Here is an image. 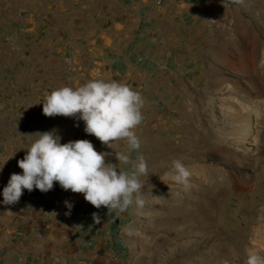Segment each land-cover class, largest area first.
Here are the masks:
<instances>
[{
	"label": "rangeland",
	"instance_id": "1",
	"mask_svg": "<svg viewBox=\"0 0 264 264\" xmlns=\"http://www.w3.org/2000/svg\"><path fill=\"white\" fill-rule=\"evenodd\" d=\"M52 1L36 31L52 42V60L40 71L39 92L24 102L54 119L57 130L74 132L84 122L46 117L45 95L94 77L118 81L96 58L132 24L122 11H97L96 0ZM190 44L193 53L176 70L162 118L146 130L145 204L135 210L119 264L264 259V0L212 1ZM174 159L191 172L187 185L172 179Z\"/></svg>",
	"mask_w": 264,
	"mask_h": 264
},
{
	"label": "crops",
	"instance_id": "2",
	"mask_svg": "<svg viewBox=\"0 0 264 264\" xmlns=\"http://www.w3.org/2000/svg\"><path fill=\"white\" fill-rule=\"evenodd\" d=\"M51 1L0 0V264H119L128 246L127 231L135 221V205L119 214L103 206L97 209L83 194L66 191L58 182L47 193L25 189L19 202L5 205L3 189L11 174H22L18 161L36 139L29 135L36 132L55 130L62 144L88 140L107 154L106 163L116 165L118 172L131 171L132 165L120 163L116 154L126 153L131 160L146 156L147 127L162 118L176 70L193 53L189 48L193 29L214 0H96L97 11H122L132 24L125 35L118 34L121 40L102 48L96 60L145 101L143 119L135 129L139 151L129 150L124 140L109 148L85 127L57 130L55 120L39 114L34 103L25 105V96L39 92L40 71L52 60V42L36 35L44 26L40 13L52 7ZM65 201L73 205L70 215H65L69 211ZM93 213L101 223L94 222Z\"/></svg>",
	"mask_w": 264,
	"mask_h": 264
},
{
	"label": "clouds",
	"instance_id": "3",
	"mask_svg": "<svg viewBox=\"0 0 264 264\" xmlns=\"http://www.w3.org/2000/svg\"><path fill=\"white\" fill-rule=\"evenodd\" d=\"M227 2L229 0H223V4ZM232 2L241 3L242 0ZM144 103L141 93L128 84L94 77L82 85L52 90L44 97L42 111L46 117L64 116L82 120L84 131L109 148L114 142L124 140L129 150L139 151L141 141L135 129L143 119L141 110ZM29 136L36 139L30 142L24 158L18 161L22 174H11L3 189L5 205L19 202L25 189L47 193L53 189L54 182H58L66 191L83 194L84 199L97 209L103 206L108 212L119 214L133 205L139 209L144 207V183L140 177H149V174L147 161L142 155L131 160L126 153L116 154L120 163L132 165L131 171L118 172L116 165L106 163L107 154L98 152L88 140L62 144L55 130ZM172 168L175 172L172 179L187 185L191 172L182 160L174 159ZM65 204L69 209L65 215H70L73 205L67 201ZM93 220L101 223L97 213H93ZM246 264H264V259L250 254Z\"/></svg>",
	"mask_w": 264,
	"mask_h": 264
},
{
	"label": "bare ground",
	"instance_id": "4",
	"mask_svg": "<svg viewBox=\"0 0 264 264\" xmlns=\"http://www.w3.org/2000/svg\"><path fill=\"white\" fill-rule=\"evenodd\" d=\"M264 84V83H263ZM246 102V101H245ZM232 106V105H231ZM225 109V108H224ZM227 109V108H226ZM230 108H228L227 110H229ZM226 110V111H227ZM231 110V109H230ZM222 111H223V109H222ZM221 112V111H220ZM226 114V113H225ZM228 114V113H227ZM224 116V115H223ZM226 117H228V116H226ZM233 125V124H232Z\"/></svg>",
	"mask_w": 264,
	"mask_h": 264
}]
</instances>
